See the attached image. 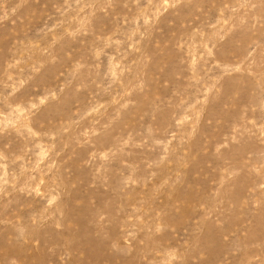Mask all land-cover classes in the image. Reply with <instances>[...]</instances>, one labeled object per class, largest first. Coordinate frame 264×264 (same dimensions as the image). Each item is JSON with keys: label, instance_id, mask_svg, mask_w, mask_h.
<instances>
[{"label": "rangeland", "instance_id": "1", "mask_svg": "<svg viewBox=\"0 0 264 264\" xmlns=\"http://www.w3.org/2000/svg\"><path fill=\"white\" fill-rule=\"evenodd\" d=\"M0 264H264V0H0Z\"/></svg>", "mask_w": 264, "mask_h": 264}]
</instances>
